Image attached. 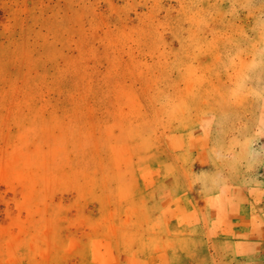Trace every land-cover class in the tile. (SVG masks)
Returning <instances> with one entry per match:
<instances>
[{
	"label": "rangeland",
	"instance_id": "374dc122",
	"mask_svg": "<svg viewBox=\"0 0 264 264\" xmlns=\"http://www.w3.org/2000/svg\"><path fill=\"white\" fill-rule=\"evenodd\" d=\"M0 264H264V0H0Z\"/></svg>",
	"mask_w": 264,
	"mask_h": 264
}]
</instances>
